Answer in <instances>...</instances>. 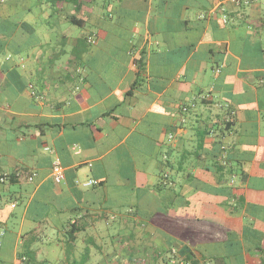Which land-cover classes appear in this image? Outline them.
<instances>
[{
	"label": "crops",
	"instance_id": "0c3cea01",
	"mask_svg": "<svg viewBox=\"0 0 264 264\" xmlns=\"http://www.w3.org/2000/svg\"><path fill=\"white\" fill-rule=\"evenodd\" d=\"M0 264H264V0H0Z\"/></svg>",
	"mask_w": 264,
	"mask_h": 264
},
{
	"label": "built area",
	"instance_id": "2783aa9c",
	"mask_svg": "<svg viewBox=\"0 0 264 264\" xmlns=\"http://www.w3.org/2000/svg\"><path fill=\"white\" fill-rule=\"evenodd\" d=\"M50 150V148H46ZM52 175L57 183H61L65 179V168L64 165L62 164L61 160L59 158H56L53 161L52 165ZM84 186H93V185H98L99 181L96 179H88L87 181L82 183Z\"/></svg>",
	"mask_w": 264,
	"mask_h": 264
},
{
	"label": "rangeland",
	"instance_id": "374dc122",
	"mask_svg": "<svg viewBox=\"0 0 264 264\" xmlns=\"http://www.w3.org/2000/svg\"><path fill=\"white\" fill-rule=\"evenodd\" d=\"M71 261H73V260H71Z\"/></svg>",
	"mask_w": 264,
	"mask_h": 264
}]
</instances>
